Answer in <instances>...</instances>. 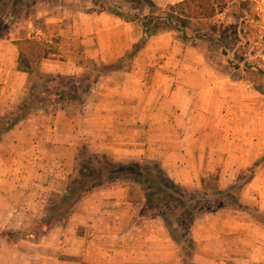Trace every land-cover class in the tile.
Segmentation results:
<instances>
[{"label":"crops","instance_id":"crops-1","mask_svg":"<svg viewBox=\"0 0 264 264\" xmlns=\"http://www.w3.org/2000/svg\"><path fill=\"white\" fill-rule=\"evenodd\" d=\"M59 33L70 53L44 57L39 72L78 78L88 63L123 61L142 28L107 12L76 11ZM8 47L9 58L0 48V116L18 103L30 78L16 69L18 47ZM225 57L214 60L197 40L186 42L174 31L155 34L124 67L95 74L78 101L70 96V106L40 111L5 132L0 264H172L176 252L162 220L144 217L141 200H133L123 183L91 188L37 237L24 233L47 219L48 204L66 190L82 148L116 161L156 160L170 180L185 187H199L215 175L224 188L254 165L264 154V90L235 76ZM238 201L264 213V162L242 186ZM260 231L249 216L226 209L191 227L198 247L210 250L223 249L224 235L241 236L245 247L264 250ZM223 254L222 262L236 259ZM257 255L253 251L249 261L264 264V251Z\"/></svg>","mask_w":264,"mask_h":264},{"label":"rangeland","instance_id":"rangeland-1","mask_svg":"<svg viewBox=\"0 0 264 264\" xmlns=\"http://www.w3.org/2000/svg\"><path fill=\"white\" fill-rule=\"evenodd\" d=\"M108 1L0 0V48L5 50L3 53H6V57L9 58L11 52L8 45L10 43L34 34L46 44L48 53L44 57L50 56L51 53L62 52L67 55L70 53L69 45L60 35L59 29L70 25V13L76 11L109 13ZM127 1L128 4L121 7V12L127 16H139L141 18L151 13L160 14L166 10L164 8L166 4L162 2H155L151 6L146 0ZM215 2L221 12L213 18L183 20L186 27V38L183 40L186 42L197 40L200 49L209 53L214 60L224 54L226 66L237 70L234 73L235 76L239 75L242 79H246L256 86L260 85L264 90V0H215ZM72 10L74 12H71ZM135 23L138 22L135 21ZM162 28H156L158 33H161ZM164 32L173 31L168 28ZM133 53V50H129L127 57ZM127 57L123 61L119 60L108 64L88 63L89 69L78 78L70 77L68 73L47 74L39 72L37 75L29 74L30 78L25 89L26 103H29L32 108L38 109L37 113L42 110L47 111L66 105L70 106V96L78 101L82 97L83 91L95 80V74L124 67ZM241 69H245L244 72ZM11 79L14 80V78ZM123 161L129 160L116 161L104 153L90 150L85 152L82 148L71 178L72 183L82 178L84 172H92L90 178L101 175L100 179L105 180L108 178L107 176L112 174L108 170L116 164H122ZM137 161L157 162L146 159H137ZM254 161V165L241 170L233 182L224 188L218 187L215 175L207 177L199 187H185L175 183L179 190L183 191L185 203L196 216L195 220L206 214H211L212 210L215 212L223 209L240 211L245 214V218L249 216L256 225L260 226L261 231L256 234L257 238L264 242V213L258 211L255 205L244 206L238 201L240 189L254 175L256 166L264 162V154ZM157 163L159 164V162ZM129 188L133 200H141V214L144 217L156 216L159 210L164 207L161 202H156V205H148L138 185L129 186ZM66 197L70 198V195ZM52 198V200L55 199V202L50 206L51 213L48 218L49 221H52L51 223H54V221L68 215L69 206L66 204L67 198L63 195H54ZM236 202L240 204L237 209L235 207ZM183 221L181 226L172 221V225L168 227L169 230L167 229L176 252L172 264H252L249 258L253 251L255 255L258 254L259 250L261 254L264 251L262 247L259 248L258 246H255L254 250L250 246L245 247L242 237L238 235H224L220 238L223 249H215L214 246L211 250L201 249L192 237L191 227L194 222L191 225H186V220ZM10 235L13 236L12 233ZM223 253H228L236 259H230L228 263L222 262L221 256H227Z\"/></svg>","mask_w":264,"mask_h":264},{"label":"trees","instance_id":"trees-1","mask_svg":"<svg viewBox=\"0 0 264 264\" xmlns=\"http://www.w3.org/2000/svg\"><path fill=\"white\" fill-rule=\"evenodd\" d=\"M146 1L148 5H154L152 0ZM127 4V0H109L108 12L125 21H137L141 25V36L131 49L134 53L139 50L151 36L158 33L157 27H163L160 32L167 31L169 28L174 31L179 38L185 39L186 27L183 24V20H207L221 12V10H218V5L215 0H180L172 4H166L164 7L166 10L160 14L151 13L140 18L139 16H127L121 12V7ZM14 43L19 50L16 69L28 74H39L40 63L48 53L46 44L34 34H31L29 37L15 40ZM26 96L27 94L24 92L21 99L10 109L9 113L0 116V137L8 130L13 129L16 125L37 113L38 109H34L29 103H26ZM108 171L112 174L107 176L108 178L105 180L100 179L101 175L90 178V175L93 173L84 172L82 178L75 180L73 183L70 179L66 190L60 195L67 198L66 204L70 207L75 199L88 192L91 188L101 184L123 183L128 186L138 185L148 205H156V202H161L163 204L164 207L159 210L157 215L162 220L166 229L169 230L168 227L172 225V221L179 226L183 225L184 219L186 220V225H191L194 222L196 216L186 205L183 191L179 190L177 185L165 175L160 164L157 162L147 163L137 160L123 161L122 164H116ZM69 195L70 198L66 197ZM54 202L55 199L48 204L49 214L51 213L50 206H52ZM235 207L236 209L239 208L240 204L236 202ZM213 212L215 211L212 210V213ZM58 221H54V223ZM51 222L52 221H49L47 217L44 222L38 223L31 232L24 233V235L33 238L37 237L42 227L50 225ZM187 227L188 226H186V228ZM174 240L176 241V239Z\"/></svg>","mask_w":264,"mask_h":264},{"label":"built area","instance_id":"built-area-1","mask_svg":"<svg viewBox=\"0 0 264 264\" xmlns=\"http://www.w3.org/2000/svg\"><path fill=\"white\" fill-rule=\"evenodd\" d=\"M259 9V8H258Z\"/></svg>","mask_w":264,"mask_h":264}]
</instances>
